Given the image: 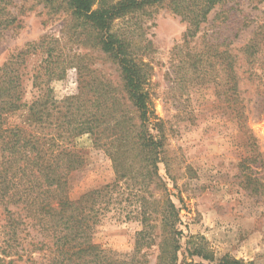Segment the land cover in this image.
<instances>
[{
	"label": "rangeland",
	"instance_id": "1",
	"mask_svg": "<svg viewBox=\"0 0 264 264\" xmlns=\"http://www.w3.org/2000/svg\"><path fill=\"white\" fill-rule=\"evenodd\" d=\"M8 1L2 16L16 19L8 27L0 26V66L28 43L45 42L44 48L26 54L20 66L24 101L31 102L38 95L34 74L44 73L47 63L73 64L63 79L50 83L56 99L77 93L80 83L75 66H85L82 72L87 78L93 74L121 88L118 65L101 49L96 31L82 24L65 0ZM115 29L129 38L146 64L152 106L164 122L161 179L145 192L159 201L152 216L159 225L156 234L163 237L162 208L170 198L180 213V264H210L189 253L199 243L214 256L211 264L226 254L264 264V0H229L215 7L195 37L185 36L186 22L165 4L146 6L120 18ZM250 41L256 46L253 55L243 51ZM222 51H227L226 59L220 56ZM233 76L238 80L239 103L253 145L238 124ZM23 113L10 116L9 122H21ZM79 142L88 162L68 177L72 199L116 178L110 157L93 146L89 134ZM6 204L0 201V264L45 262L50 249L39 244L44 235L38 226L21 206L9 204L14 211V234ZM120 206L124 214L134 210L135 217L118 219L114 210L107 212L95 241L127 254L133 252L136 233L142 228L137 216L141 206L131 196ZM160 238L142 247L148 264L159 262Z\"/></svg>",
	"mask_w": 264,
	"mask_h": 264
},
{
	"label": "trees",
	"instance_id": "2",
	"mask_svg": "<svg viewBox=\"0 0 264 264\" xmlns=\"http://www.w3.org/2000/svg\"><path fill=\"white\" fill-rule=\"evenodd\" d=\"M65 1L82 24L96 31L101 49L118 65L121 88L93 75L94 71L87 78L88 74L82 72L85 66H75L80 83L77 93L56 99L50 83L63 79L73 64L72 61L63 66L58 62L47 63L42 68L44 73L34 74L33 84L38 87V95L26 102L20 66L26 54L44 48L45 42L28 43L18 54H12L0 66V201H7L5 209L12 226L15 218L9 204L21 206L26 217L34 221L44 235L39 244L50 249V253L40 264H148L142 247L154 244L158 237H161L158 264H180L179 209L173 200L166 199L162 208L163 237L159 236L155 232L159 225L152 218L157 213L158 200L145 194L152 182L157 185L161 179L159 163L165 161L164 122L152 106L146 64L132 49L129 38L115 29V21L146 6L165 4L186 22L185 36L195 37L210 12L229 0ZM8 3V0H0V26L8 27L16 19L12 15L2 16ZM51 50L49 46L47 51ZM255 50L252 41L243 47L250 55ZM226 54L227 51H222L220 56L226 59ZM230 65L234 66L232 60ZM232 79L237 90L238 80L236 76ZM236 97L240 109L238 124L253 145L238 90ZM20 111L24 112L22 121L10 123L9 117ZM86 134L92 138L94 147L108 154L116 178L112 183L72 199L68 177L88 162L79 142ZM125 196L140 202L137 216L141 217L142 228L136 233L133 252L121 254L97 243L95 233L109 211L114 210L118 219L135 217L134 210L124 214L125 209L120 206L127 200ZM13 231L16 234L15 227ZM189 253L209 260L210 264L214 261L203 243L189 248ZM216 264L254 262L226 254Z\"/></svg>",
	"mask_w": 264,
	"mask_h": 264
}]
</instances>
